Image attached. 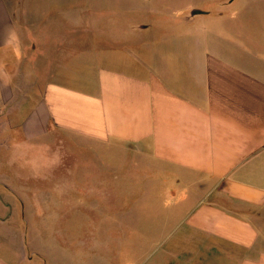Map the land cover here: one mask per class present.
I'll list each match as a JSON object with an SVG mask.
<instances>
[{
  "label": "crops",
  "instance_id": "crops-1",
  "mask_svg": "<svg viewBox=\"0 0 264 264\" xmlns=\"http://www.w3.org/2000/svg\"><path fill=\"white\" fill-rule=\"evenodd\" d=\"M52 1L0 0V155L57 146L58 135L116 145L125 162L141 165L130 184L149 181L162 193L131 200L132 218L149 224L153 214L163 221L177 212L155 264H264V36L234 39L225 26L196 22L146 40L126 61L119 39L58 37L42 21ZM145 23L119 26L115 16L109 26ZM43 26L48 37L36 32ZM105 44L116 45L113 56ZM0 157L2 184H13L11 162ZM125 167L116 184H128ZM152 228L134 233L140 246H152ZM7 231L16 240L0 264L57 263L46 251L26 252L25 231ZM60 247L66 264L71 245Z\"/></svg>",
  "mask_w": 264,
  "mask_h": 264
},
{
  "label": "rangeland",
  "instance_id": "rangeland-1",
  "mask_svg": "<svg viewBox=\"0 0 264 264\" xmlns=\"http://www.w3.org/2000/svg\"><path fill=\"white\" fill-rule=\"evenodd\" d=\"M52 4L55 6L51 5L49 12H43L46 17L42 21L57 26L53 31H58V37L102 38L106 43L119 39L117 45L126 61H129V53H136L146 40L172 37L192 28L196 22L214 29L225 26L227 35L234 39L264 36V0H53ZM196 9L202 13L192 15ZM115 16L119 26L146 22L150 27L113 29L109 23ZM82 22L93 28L75 29ZM47 30V26H43L36 32L48 37ZM102 47L113 53L112 56L118 50L116 45ZM113 59L106 58L105 61L114 62L109 61ZM15 80L21 83L20 77ZM4 132L0 125V138ZM56 140L57 146L27 145L16 153L0 155L2 160L11 162L13 183L2 184L0 161V209H6L4 215H0V252L9 250L10 243L16 240L7 230L19 229L25 231L26 252L33 255L35 250L46 251L58 260L56 264H60L58 250L64 245H71V250L67 249L66 264H116L117 259L122 264H134L146 255H149L146 264L164 259L163 235L167 225L174 223L172 216L177 212L171 215V220L163 221L157 220L162 213L153 214L149 224L146 220L132 218L131 200L162 196L149 181L148 184L143 181L145 185L141 189L130 184L133 178L139 179L141 165L125 162L128 155L124 150L116 149V145L81 139L72 143L60 135ZM125 163L128 184H116V169L121 170ZM149 225H153L151 231L156 234L152 237V246H140L137 242L140 238L134 233H145ZM32 262L41 261L35 256ZM61 262L64 264L65 261Z\"/></svg>",
  "mask_w": 264,
  "mask_h": 264
},
{
  "label": "water",
  "instance_id": "water-1",
  "mask_svg": "<svg viewBox=\"0 0 264 264\" xmlns=\"http://www.w3.org/2000/svg\"><path fill=\"white\" fill-rule=\"evenodd\" d=\"M201 13L202 11L196 9V10H193L192 15L201 14Z\"/></svg>",
  "mask_w": 264,
  "mask_h": 264
}]
</instances>
